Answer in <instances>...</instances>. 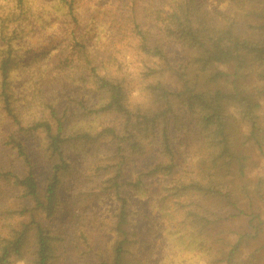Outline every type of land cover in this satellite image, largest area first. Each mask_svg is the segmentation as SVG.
I'll return each mask as SVG.
<instances>
[{
	"label": "trees",
	"instance_id": "trees-1",
	"mask_svg": "<svg viewBox=\"0 0 264 264\" xmlns=\"http://www.w3.org/2000/svg\"><path fill=\"white\" fill-rule=\"evenodd\" d=\"M220 2L234 7L235 15L249 13L260 20L257 25H249L257 31V36L247 35L235 17L227 14L225 9L210 12L199 0H154L150 7H144L146 13L143 18L132 14L133 31L140 49L158 58L165 57V46L170 43L194 49L197 54L193 61L201 71L208 70L213 63L223 62L264 68V0ZM84 5L86 0H0V130L3 126H9L4 143L29 165L19 135L31 136L42 132L45 156L52 164L42 197L38 194V184L31 170L25 176L15 175L10 170L0 171V179L20 189L25 197L32 199L35 209L49 218L55 214L58 190L64 177L72 173L71 162L67 159L69 148H83L87 156L89 154L85 148L92 145L95 150L89 158L99 160L102 154L108 153V145L113 147L109 152L113 151V159L119 157L120 160L110 165V168L116 167L112 168L113 176L107 181L114 188L117 203L115 219L109 228L116 238L106 255L95 252L97 260L92 264H146L134 251L138 243L130 220L134 210L119 192L123 184L120 177L124 174L121 166L130 156L143 159L151 152L158 153L160 158H168L165 163L157 162L141 174L144 182L137 179L125 183L142 194L146 191V183L158 175L165 176L169 183L164 187L171 190L180 207L190 204L198 206L192 212L186 208L185 217L191 225L201 228L209 222L210 216L207 209L202 216L198 213V208L206 203L203 196L209 194L213 205L221 198L234 200L231 190H225L229 180L223 174L234 163L238 166L239 174L243 173L240 149L247 145L246 138L256 137L260 129L254 115L258 91L253 89L248 94L231 96L219 87L186 88L184 92L172 93L162 85L155 86L154 90L165 103L170 104L172 96L181 101L186 121L171 107L163 110L131 107L128 90L116 69L97 60L98 56L89 50L91 47L86 34L77 30L78 12ZM129 9L136 12L135 5H130ZM51 13H54L52 20L55 25L59 23L68 42L64 55L56 63L44 64L42 61L48 57L49 51L42 50L37 54L30 50L28 56H24L23 51H27L25 42L31 41L34 25L39 23L44 27L49 24L52 21ZM18 72L24 73V94L21 97L24 101H19L20 98L16 96L14 76ZM217 75L224 74L219 72ZM259 75L264 78L263 72ZM81 84H88L99 101L92 108L79 104L78 112H69L66 107L59 112L61 96L68 102H74L75 99L66 91ZM25 95L32 96V99L25 100ZM231 100H235L242 121L249 126L248 135L241 133L239 120L225 112L224 104ZM25 105L34 109L33 114L23 111ZM47 111L49 117H43ZM168 114L173 115V124L179 129L177 132L189 141L186 148L198 155L193 160L198 171L189 181L173 176L175 164L169 161L173 160L175 153ZM26 115H31L32 119L26 120ZM110 119L116 121L111 124ZM254 139L258 144V140ZM101 145L103 151L96 154ZM232 200L229 204L236 208ZM60 241L58 234L31 214L30 220L21 223L11 234L0 235V264H13L12 256L22 255L29 249L30 264H54ZM198 243L201 244L200 241ZM237 248L238 244L230 248L224 260L226 264H237Z\"/></svg>",
	"mask_w": 264,
	"mask_h": 264
},
{
	"label": "rangeland",
	"instance_id": "rangeland-1",
	"mask_svg": "<svg viewBox=\"0 0 264 264\" xmlns=\"http://www.w3.org/2000/svg\"><path fill=\"white\" fill-rule=\"evenodd\" d=\"M153 1L86 0V5L78 12L77 30L86 34L88 45L91 47L89 50L98 56L97 60H101L111 69H116L115 72L128 90L131 107L155 110L171 107L173 112L186 121L181 101L172 96L170 104L165 103L154 90L155 86L162 85L172 93L184 92L186 88L219 87L231 96L248 94L257 89L258 105L254 115L260 129L254 138L260 145L255 143L252 136L246 138L247 145L240 149L243 156V173L239 174L238 166L234 163L231 169L223 174V177L229 180L225 190H231L235 201L229 197L221 198L213 205L209 194L202 197L206 203L198 208V213L202 216L207 209L210 216L209 222L201 228L199 225H191L185 217L186 208L192 212L198 206L190 204L180 207L171 190L164 187L169 183L165 176L158 175L146 183V191L142 194L125 183L135 182L137 179L144 182L145 178L140 175L157 162L165 163L168 158H160L155 152L147 153L143 159L130 156L121 166L124 174L120 177L123 184H120L119 192L131 203L134 210L130 216L131 227L136 231L138 240L134 251L146 264H226L224 260L228 251L238 244L235 253L237 264H264V78L259 75L260 72L264 73V68L256 69L251 64L239 66L234 62H223L213 63L208 70L201 71L193 61L196 51L173 43L165 46L164 58L149 56L139 47L133 31L132 14L136 13L135 17L143 18L146 13L144 7H150ZM199 2L213 13L225 9L227 14L235 17L239 27L247 35L257 36V31L249 25H257L261 21L251 14L235 15L236 9L230 5L227 7L220 0ZM130 5H135L136 12L129 11ZM53 15L54 13L50 14L51 20ZM57 24L52 20L44 27L39 26V23L34 25L35 32L31 34V41L25 42L28 48L27 53L23 51V55L28 56L31 51L37 54L42 50L49 51L48 57L42 62L56 63L64 55L68 42L64 30ZM219 72L224 75H217ZM17 74L13 75L16 96L20 98L19 101H24L21 100L24 94V73ZM66 93L75 101L68 102L61 96L59 112L65 107L69 112H78L81 107L79 104L92 108V105L99 101L88 84L75 86ZM31 99L32 96L25 95V100ZM224 106L229 116L239 120L241 133L248 135L249 126L242 121L235 100L226 102ZM22 109L29 114L34 111L29 105ZM47 113L48 111L42 116L48 118ZM172 117L173 115L168 114L175 156L169 162L175 164V179L189 181L198 171L193 163L198 155H195L192 149L186 148L189 141L177 132L179 129L173 124ZM31 119V115H26V120ZM110 120L111 124L116 121ZM3 127L0 130L3 131L0 132V171L10 170L15 175L25 176L31 170L38 184V194L42 197L52 165L45 156L43 133L19 135L29 158L28 165L22 157L5 145L9 126ZM107 148L108 153L102 154L103 157L99 160L89 158L95 150L92 145L85 148L88 150L87 156L83 153V148H69L67 159L71 162L72 173L64 177L58 190L55 214L49 218L40 214L32 199L25 197L20 189L0 179V235L11 234L12 230L19 228L21 223H27L30 215L34 214L61 238L54 264H92L97 260L95 252L106 255L116 238L109 228L117 210L115 191L107 180L113 176L112 168L116 167L110 168V165L120 160L119 157L113 159V151L109 152L113 147L108 145ZM101 151L102 145L95 153ZM193 199L195 200V197ZM230 200L236 204V208L229 204ZM30 252L31 249L25 250L22 255L12 256V263L30 264Z\"/></svg>",
	"mask_w": 264,
	"mask_h": 264
}]
</instances>
